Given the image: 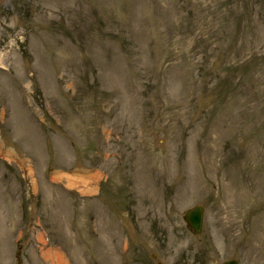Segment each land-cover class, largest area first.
<instances>
[{"label":"rangeland","instance_id":"374dc122","mask_svg":"<svg viewBox=\"0 0 264 264\" xmlns=\"http://www.w3.org/2000/svg\"><path fill=\"white\" fill-rule=\"evenodd\" d=\"M232 259L264 264V0H0V264Z\"/></svg>","mask_w":264,"mask_h":264},{"label":"water","instance_id":"95a60500","mask_svg":"<svg viewBox=\"0 0 264 264\" xmlns=\"http://www.w3.org/2000/svg\"><path fill=\"white\" fill-rule=\"evenodd\" d=\"M188 225L193 229L196 234H200L203 226L204 208L202 206H196L188 210L185 214ZM224 264H238L232 260Z\"/></svg>","mask_w":264,"mask_h":264}]
</instances>
